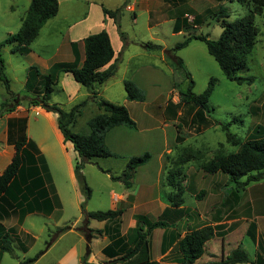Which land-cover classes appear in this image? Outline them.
<instances>
[{
  "label": "rangeland",
  "instance_id": "obj_1",
  "mask_svg": "<svg viewBox=\"0 0 264 264\" xmlns=\"http://www.w3.org/2000/svg\"><path fill=\"white\" fill-rule=\"evenodd\" d=\"M82 1L61 0V13L57 18H52V21L45 26L33 44V48L38 53L43 54V56H50L54 53L61 40L67 36L68 28L73 24L75 25V22L81 18L85 6ZM90 1L101 3L109 10L120 9L118 22L128 39L137 43L159 45L166 50L173 49L191 34L208 35L211 40H217L222 34V28L216 21V16L205 18L197 27L176 34L173 31L176 25L175 19L168 12L174 15L182 10L186 12L192 10L196 14H202L208 9L217 11L220 6H224L228 10L230 21L243 18L248 14V8L238 2L181 0L177 4L174 2L165 4L164 7L166 6L167 10L165 13H162V9H159L157 4L152 5L150 8L152 16L149 15L146 3L142 4L136 10L137 17L134 19L133 14L125 9V5L133 4L134 0ZM66 2L76 4L77 10L67 14L68 4ZM30 3L31 0H0V43L19 31ZM189 17V22L192 23L194 17L191 13H189ZM256 25L259 29L258 42L252 53L247 56L248 70L239 73L240 76L252 78V84L248 82L238 83L227 79L215 59L209 55L205 43L199 40H193L186 48L174 53L184 61L186 69L191 74L195 83L194 92L196 94H202L209 86L210 81L214 80L213 92L208 103L209 108L213 109L210 116L200 115L199 108L191 104L179 105L178 91H186L189 81L184 72L173 65L171 58L167 55H165L166 63L158 64L153 61V58L141 57L127 66L128 70L125 76H129L131 71L134 72L136 67H151L154 64L159 66L162 70L163 90L169 89L170 85L175 82L176 92L170 95V99L166 98L162 101V110L166 109V119L170 124L162 131L160 129L154 130L144 136L150 138V144L148 145H156L151 149L153 155H157L161 145L164 154L166 150L171 151L170 154L166 155L167 170L174 165L185 149L201 152L199 159L191 160L183 166L182 186L184 189L183 199L186 200L187 205L194 209L197 203L196 200L204 201L201 202V204L204 203L202 207L204 213L208 208L206 194L212 175L205 173L203 166L215 158L218 149L226 154L238 149L227 143L226 134L221 126L228 125L230 132L241 140L261 136L262 134L256 131L258 128H261V131L264 130V15L256 17ZM112 28L114 30L110 29V31L112 30L113 36V31L118 29V25H114ZM149 53L153 55L155 51ZM1 54L5 62V75L10 81L11 90L15 94H21V96L18 95L22 97L24 95L23 82L25 78L28 79L29 73V70L26 71L28 66L26 57L21 56L19 53H13L10 46L4 47ZM125 65L121 68L119 76L125 71ZM171 69L173 72H171ZM52 98L54 102L66 104L65 99L60 94L54 93ZM173 101L178 104L174 105L175 102ZM3 102L12 103V100L8 97L7 91L0 80V105ZM79 103H73L72 107ZM20 106L31 107L27 101H23ZM62 108L64 111H69L71 106L65 105ZM94 114L93 110L83 108L73 130L79 134H89L91 129L88 122ZM131 114L140 124L143 122L140 114L135 113L133 108ZM29 118L31 122L29 134L41 140L37 130L43 124V117L30 112ZM1 129L2 122L0 120ZM141 141L142 137L135 141V145H147L146 143L142 144ZM13 143L14 141L11 142L12 150H8L11 152L10 154L14 150ZM42 146L47 155L46 157L41 152L49 171V184L53 186L52 195L56 201V210L51 216L30 215L22 226L17 227L18 233H15L18 235L13 241V253H6L1 264H20L25 260L37 257L38 260L35 264H80V259L84 258L88 250V242L82 230L87 218L86 214L95 211L113 210L115 199L121 194L120 188L125 186L123 183L111 178L112 175L115 177L122 175L126 169V167L125 169L121 168V160L108 158L101 159L99 165L86 164L82 173L92 191L91 198L87 200L81 192L78 182H72L69 175L68 159L73 160L76 155L68 148L69 154L65 156L60 145L55 144L51 134ZM9 158L11 156L7 153L0 154V170H3ZM100 168L109 170L111 174L103 172ZM156 168L157 162L155 159L150 169L155 173ZM167 172H165L164 179H166ZM215 175L222 176L220 173ZM235 187V183H228L224 189L230 192L231 188ZM153 190H155V196L160 195L158 188L154 187ZM162 190L164 191L161 197L163 202L170 203L168 194L173 193L174 190L170 187H165ZM202 191L205 194L202 195ZM137 213L146 216L151 221H156L161 216L159 212L145 213L144 209H138ZM133 214L135 213L132 211L124 213L123 220L126 228L129 226ZM8 224L9 226L12 225L10 222ZM101 227L102 223L90 220V228ZM195 227H198V225L195 224ZM102 243L99 238L89 245L92 256L101 255Z\"/></svg>",
  "mask_w": 264,
  "mask_h": 264
},
{
  "label": "trees",
  "instance_id": "obj_2",
  "mask_svg": "<svg viewBox=\"0 0 264 264\" xmlns=\"http://www.w3.org/2000/svg\"><path fill=\"white\" fill-rule=\"evenodd\" d=\"M170 1L177 2V0ZM218 1L238 2L248 8V14L243 18L230 21L228 10L224 6H220L217 11L208 9L202 14L189 11L194 17L193 22L190 23L189 17L180 13L176 19L174 32L188 31L192 27H197L203 19L216 16V21L222 28V34L217 40H211L208 35L191 34L173 49L164 51L165 55L171 58L173 65L182 70L189 81L187 90L179 93L180 104H191L198 107L202 116L205 114L210 116L213 111L209 108L208 103L213 92L214 80L210 81L209 86L202 94H196L194 92L195 83L191 74L186 69L183 60L174 53L186 48L193 40H199L205 43L209 55L215 59L227 79L238 83L248 82L252 84V78L240 76L239 73L248 70L247 56L252 53L258 42L259 29L256 25V17L264 15V0ZM104 11L110 18L114 19L120 28L118 22L120 10ZM58 12V0H31L19 31L0 43V80L12 100V103L3 102L0 105V118L5 113L15 111L23 101H27L31 106L41 107L47 112L57 114L58 129L64 138V142L72 143L74 151L77 153L74 167L75 178L81 192L89 200L92 191L82 173L83 167L86 164L94 163L98 158L116 157V154L107 147L105 140L106 134L112 128L126 126L130 129H136V123L125 106L101 99L98 97V92L92 90L95 86L106 83L115 75L117 70L116 63L111 64L115 53L108 33L101 31L89 35L84 40L85 60L81 67H78L77 64L58 63L45 76H41L36 68H31L28 73L27 90L29 94H33L32 96L20 97L11 90L10 81L5 75V62L1 54L2 49L6 46H10L12 52L20 55L29 53L31 45L38 38L42 28L50 19L56 17ZM144 47L150 51L163 50V47L152 43L145 44ZM62 73H71L74 80L88 89L91 94L86 100L75 105L69 111H64L60 105L51 102V95L58 85ZM39 77L42 81L40 83L41 91L33 92L32 84ZM125 90L129 101L142 102L145 100L144 93L134 83L125 82ZM89 101L97 104L100 114L88 122L91 129L90 134L75 133L72 130L73 126L77 123L83 108ZM221 127L226 134L227 143L238 149L228 154L222 153L221 149H218L215 158L203 166L204 172L210 175L221 173L228 176L229 180L236 184L237 190L244 188L251 182L264 179V130L257 129L256 132L261 133V136L241 140L230 132L228 125ZM220 146L222 147V145ZM13 147L14 154L11 162L3 172H0V211L4 212L7 217H10L11 214L16 215L19 225H22L25 218L33 213L51 216L56 210V201L52 195L53 186L49 184V171L41 151L26 136L25 126L22 137L14 141ZM200 157V151L185 149L174 165L167 170L163 187H170L174 190L173 193L168 194L171 207H180L184 203L183 166ZM150 160V153L133 157L128 161L122 175L117 177L112 175L111 178L130 188L137 168L146 165ZM101 170L111 174L109 170ZM86 215L87 218L82 230L88 242V250L82 264H92L88 262L89 244L97 235L109 233V226H106L104 230H93L89 228L90 220L108 224L119 220L122 211H95ZM166 225L163 221H151L146 216L138 217L137 227L133 230L135 237L133 246L127 249L119 230L112 237V245L103 250L105 255L115 258L107 264H161L152 260L149 236L153 230L164 228ZM246 230L247 224L245 223L227 235L216 234L215 229L211 226L195 229L179 241V251L183 256V261L171 264H260L263 260L260 255L252 262L242 247ZM12 242L9 233L1 236L0 263L3 254L13 253ZM37 260L38 257L25 260L20 264H35Z\"/></svg>",
  "mask_w": 264,
  "mask_h": 264
},
{
  "label": "crops",
  "instance_id": "obj_3",
  "mask_svg": "<svg viewBox=\"0 0 264 264\" xmlns=\"http://www.w3.org/2000/svg\"><path fill=\"white\" fill-rule=\"evenodd\" d=\"M58 1L59 12L54 18H57L61 13L62 2L61 0ZM82 2H84L85 6L83 7L84 9L81 18L75 22V25L73 24L68 28L67 36L61 40L54 53H52L50 56H43V54L38 53L33 48V44L36 42L38 39L37 38L31 45L30 52L25 55H21L26 57L28 62L26 71L30 70L31 68H36L40 72L41 76H45L49 74L51 68L58 63L77 64L78 67H81L85 60L84 40L91 34L106 31L110 37L115 53L111 64L116 63L117 70L115 75L111 77L106 83L101 86H95L92 90L98 92V97L101 99L125 106L128 109L130 116L132 115L131 109L133 108L134 112H138L143 120V122L140 124L136 118L131 116L133 121L136 123V129H130L126 126H117L108 131L105 139L106 145L114 154H116V157L109 158L121 160V168L125 169L128 161L131 158L142 156L147 152L151 154V160L146 165L137 168L135 171L132 179V186L130 188H127L126 186L120 188L121 194L117 196L113 204V210L122 211V216L120 219L109 222L108 224L106 222H100L102 223V227L93 229L104 230L106 226H109V233L97 235L91 241L89 245H91L94 240L99 238L103 243L100 249V256H92L91 250L89 248L90 255L88 257V262L92 264H107L115 259L105 255L103 250L106 247L112 245V237L116 235L119 230L125 240L127 249L132 247L135 241L133 230L137 227L138 217L144 216L140 213H137V211L138 209H144L145 213L159 212L161 216L156 221H163L167 224L164 228L153 230L149 236L150 255L153 261L161 264L182 262L183 256L179 251V241L195 229L202 228L204 226H211L215 229L216 234L227 235L245 223L247 224V230L242 240V247L246 250L252 262L255 261L258 255H260L263 259L261 260L260 264H264V179L257 182H251L239 190H237L236 187L231 188V191L229 192L228 190L224 189L228 183H233L229 180L228 176L221 173L220 174L223 177L213 174L206 194L208 206L206 213L203 212L202 208L204 203L201 204V202L204 201L196 200L197 203L195 204L194 209L187 205L186 200H184V203L180 207H171L170 203L163 202L161 197L164 191L162 189H164V176L168 168L166 155L170 154L171 151L166 150L164 154L161 145L157 155H153L151 149L156 145H148L150 144V138H146L144 135L150 134V132L154 130L160 129L162 131L163 128H166L170 124V122H168L166 119V109L162 110V101L166 98H171L170 95L176 92V85L175 82H173L169 89L166 88L163 90L162 70H160L159 66H156L155 64L151 67H136L134 68V72L131 71L129 76H125V74L128 70L127 66L134 60L141 57L153 58V61L158 64L166 63L167 59L165 58L164 53L166 49L155 51V54L153 55L150 54L149 52L152 51L147 50L144 47V43H137L128 39L126 34L121 30V26L117 30L113 31L114 34L112 36L111 31L114 30L112 27L117 24L115 23L114 19L110 18L105 13L104 10L116 11L120 9L109 10L105 8L103 4H98L96 1L83 0ZM180 2L181 0H177V2L174 3L177 4ZM66 3L68 4V11H66L67 14L77 10V7L75 6L76 4L68 2ZM145 3L149 9V15L152 16V11L150 9L152 5L157 4L158 8L162 9V13H165L167 10L166 6L164 7V5H167V3L170 4L171 1L134 0L133 4H126L125 9L131 12L133 14V18L136 19V10L140 7V5ZM188 12L189 11L186 12L185 10H182L181 12L177 14L175 13L174 15L171 12H168V14H170V16L172 15L176 22V19L180 13H184L185 17H189V14H187ZM50 21H52V19H50L45 24V26H47ZM45 26L42 28V30L45 28ZM110 29L112 30L110 31ZM42 30L40 31V34ZM183 31L185 30L177 33L180 34ZM124 64H126V69L123 74L119 76L121 73V68H123ZM171 72H173L172 69ZM127 81L134 83L144 93V101L137 102L128 100L125 90V82ZM41 82V77H39L38 80L32 84L33 92L41 91ZM23 85L24 95L22 97L29 95L32 96L33 94H29L27 90L26 78L24 79ZM54 93L63 96L66 101L65 105L68 107L71 106V108L73 103L84 101L91 95L88 89L74 80L71 73H62L60 75L58 85L55 87L54 92L51 95L52 103L65 106L61 102H54V99L52 98ZM178 93H180V91H178ZM19 95L21 96V94ZM178 103L180 105V100ZM178 103L175 102L174 105ZM84 108L93 110L95 113L94 116L100 114L97 104L93 101H89ZM30 112H34L37 115L43 117V124L37 130L41 140H38L29 134L31 127L29 118ZM0 120L2 122V129L0 130V154L3 155L7 153L11 156L3 170H0V172H3L7 165L11 162L14 154V150L13 153L10 154V151L12 150L11 142L17 141L22 137L24 126L26 136L31 141H33V143L38 147L39 150H41L42 153H44L46 157L47 155L45 154V149L42 145H44L48 140L50 134L53 136L55 144L60 145L65 156H68V148H70V150L77 157V153L74 151L72 143L64 142V138L58 129L57 114L47 112L41 107L31 106L30 108H27L19 106L15 111L5 113L4 116L0 118ZM76 124L73 126V129L75 128ZM141 137L142 144L146 143L147 145H135V141ZM76 157L73 160L70 158L68 159L69 175L72 182L74 183L77 182L74 175ZM101 159L108 158H98L94 163L90 164L99 165V161ZM155 159L157 162V168L155 169L154 173L150 168L153 165ZM154 187L158 188L160 195H154ZM202 193L205 194L204 191H202ZM126 211H132L135 213L133 214L132 220L130 221V224L127 226V228L124 225L123 220V216ZM30 215H28L25 220ZM191 220H196L197 222H192ZM187 221L189 222L186 223ZM9 222L12 225L9 226ZM195 224H197L198 227H195ZM22 225L18 224V217L16 215L11 214L10 217H7L4 212L0 211V238L4 234L9 233L12 241H15L14 239L18 235L15 233H18L17 227ZM199 225L201 226L199 227ZM5 254L2 256L1 262ZM82 260L83 259L81 258L80 264H82Z\"/></svg>",
  "mask_w": 264,
  "mask_h": 264
},
{
  "label": "built area",
  "instance_id": "obj_4",
  "mask_svg": "<svg viewBox=\"0 0 264 264\" xmlns=\"http://www.w3.org/2000/svg\"><path fill=\"white\" fill-rule=\"evenodd\" d=\"M190 18V17H189Z\"/></svg>",
  "mask_w": 264,
  "mask_h": 264
}]
</instances>
